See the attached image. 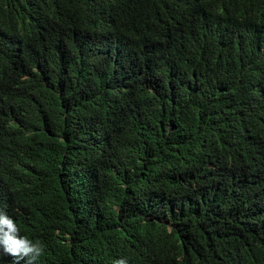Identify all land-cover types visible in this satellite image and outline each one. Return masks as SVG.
<instances>
[{
    "label": "trees",
    "instance_id": "obj_1",
    "mask_svg": "<svg viewBox=\"0 0 264 264\" xmlns=\"http://www.w3.org/2000/svg\"><path fill=\"white\" fill-rule=\"evenodd\" d=\"M0 207L38 264H264V0H0Z\"/></svg>",
    "mask_w": 264,
    "mask_h": 264
},
{
    "label": "clouds",
    "instance_id": "obj_2",
    "mask_svg": "<svg viewBox=\"0 0 264 264\" xmlns=\"http://www.w3.org/2000/svg\"><path fill=\"white\" fill-rule=\"evenodd\" d=\"M40 240L22 234L16 219L0 207V256L13 257V264H38L44 253ZM113 264H129L127 258H118Z\"/></svg>",
    "mask_w": 264,
    "mask_h": 264
}]
</instances>
